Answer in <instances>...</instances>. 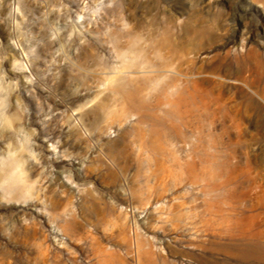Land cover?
Masks as SVG:
<instances>
[{
	"label": "rangeland",
	"instance_id": "obj_1",
	"mask_svg": "<svg viewBox=\"0 0 264 264\" xmlns=\"http://www.w3.org/2000/svg\"><path fill=\"white\" fill-rule=\"evenodd\" d=\"M263 110L258 0H0V264H264Z\"/></svg>",
	"mask_w": 264,
	"mask_h": 264
},
{
	"label": "bare ground",
	"instance_id": "obj_2",
	"mask_svg": "<svg viewBox=\"0 0 264 264\" xmlns=\"http://www.w3.org/2000/svg\"><path fill=\"white\" fill-rule=\"evenodd\" d=\"M264 7V0H258ZM202 26L197 25L195 26V31H197L198 36H203L204 32L203 30L200 31ZM199 32V33H198ZM199 36V37H200ZM114 37V36H113ZM120 40V36L117 34L116 37H114V41L118 42ZM139 40L135 37H131L126 40V52L127 54H132V56L137 57L138 55H144L146 53L145 48H141V45L139 44ZM249 62L252 64H249ZM258 60L256 58V53L251 50L248 51L244 56L241 57V59H235L234 61V69L229 65V63L225 61H220L216 64L215 68L218 70H221L223 72H226V74H229L231 70H234L236 76V80L239 81L242 85H245L247 83L254 84V82L259 81V79H262L263 75V69L257 67ZM253 68H255V71H253ZM250 69L251 71L248 73H245L246 70ZM115 83L116 85L121 86L120 84L124 83L121 79H116ZM264 111V110H263ZM12 117L8 116V119L6 117L1 119V127L2 129L6 130L8 127L11 126L10 120ZM9 120V121H8ZM10 125V126H9ZM1 130V128H0ZM262 132L264 134V123H262Z\"/></svg>",
	"mask_w": 264,
	"mask_h": 264
}]
</instances>
